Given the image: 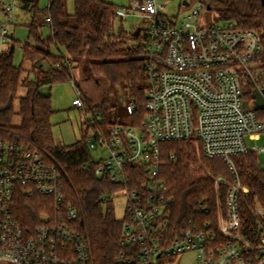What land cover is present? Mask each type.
Wrapping results in <instances>:
<instances>
[{
	"label": "built area",
	"instance_id": "1",
	"mask_svg": "<svg viewBox=\"0 0 264 264\" xmlns=\"http://www.w3.org/2000/svg\"><path fill=\"white\" fill-rule=\"evenodd\" d=\"M22 0H4L6 16L0 21V52L11 40L12 19L20 14ZM196 2L193 7L192 2ZM183 15L165 12L160 0H131L148 22L144 41L146 73L145 112L139 123L132 117L114 123L107 132L92 130L86 139L90 149L105 155L96 174L126 191V218L121 244L125 248L117 264H161L179 255L196 252L200 264H264V205H253L262 221L257 243L240 233L239 202L249 193L239 176L234 156L264 147L252 144L264 135V117L258 114L254 91L264 89V39L256 29L234 20L200 24L206 10L202 0H189ZM50 0L47 6L49 12ZM118 7L116 15H129ZM47 23L51 24L48 13ZM13 44L9 48H12ZM73 104L82 109L84 97L76 88ZM254 100V101H253ZM247 102V105H245ZM135 114L134 100L126 106ZM101 120L100 115L97 116ZM193 140L200 153L221 158L232 180L216 177L218 228L211 222L173 232L170 204L173 200L162 177V167L176 153L163 157L162 144ZM227 186L226 208L220 186ZM20 193L50 199L40 223L27 229L16 212ZM114 194L103 195L106 203ZM200 210L209 211L203 205ZM80 210L67 202L59 169L27 145L0 135V262L12 264H92L91 245L81 230Z\"/></svg>",
	"mask_w": 264,
	"mask_h": 264
},
{
	"label": "trees",
	"instance_id": "2",
	"mask_svg": "<svg viewBox=\"0 0 264 264\" xmlns=\"http://www.w3.org/2000/svg\"><path fill=\"white\" fill-rule=\"evenodd\" d=\"M40 1L22 0L20 4V9L32 15L29 38L34 43L23 45L24 61L31 63V69L23 64H15L14 50L11 48L0 52V135L37 150L48 163L59 169L67 202L80 210L81 230L91 245L92 264H117L118 255L125 250L120 241L123 221L117 219L112 199L105 203L103 195L114 192L118 185L96 174L98 162L92 160L86 143L90 131L100 129L105 133L112 124L118 123L110 114L114 103L110 96L95 103L84 95L82 110L91 112L93 119L84 123L81 141L61 145L56 142L52 131L51 96L40 93L39 86L72 80L75 65L87 58L91 71L104 75L108 80L111 93L121 86L130 94L137 104L135 114L130 117L139 123L147 101L144 43L136 46L129 42V39L138 38L140 32L129 36L123 29L119 34L114 31L119 6L113 2L75 0V11L70 14L67 0H50L49 12L47 8L41 9ZM202 2L206 9L216 10L221 19L234 20L243 28L257 29L264 39V7L261 0ZM48 13L51 16L50 25L46 20ZM41 14L44 21L40 18ZM45 23L50 28V35L46 38L41 33L42 24ZM52 45L62 49V55L53 54L50 49ZM43 63H48L49 68L44 69ZM38 69H42L40 76L37 80H31L29 72ZM258 114L264 117V109H258ZM17 115L21 117L20 124L14 123ZM98 115L101 120L97 119ZM162 149L165 160L171 152L177 156L167 159L162 167L168 194L173 198L169 216L172 233L194 222L199 225L211 222L212 228L217 231L218 195L215 181L191 166L202 160L215 177L223 175L232 180L226 163L218 157L204 156L199 159L200 150L193 140L166 142L162 144ZM234 162L241 182L250 189L249 193H243L240 197V233L257 243L262 221L255 215L253 205L256 202L264 205V167L258 154L253 151L234 156ZM220 197L225 209L227 188L224 185L220 188ZM104 204H107L106 208ZM200 204L209 211L200 210ZM16 206L18 218L30 230L40 223L42 212L52 210L50 199L40 195L30 197L24 193L18 195ZM161 264H164V260Z\"/></svg>",
	"mask_w": 264,
	"mask_h": 264
},
{
	"label": "rangeland",
	"instance_id": "3",
	"mask_svg": "<svg viewBox=\"0 0 264 264\" xmlns=\"http://www.w3.org/2000/svg\"><path fill=\"white\" fill-rule=\"evenodd\" d=\"M4 0H0L1 2ZM117 4L119 7H128L129 15L122 18L116 16L114 21V31L119 34L121 29L127 35H133V33L140 28V33L138 38L135 40L129 39L132 45H138L144 43L146 32L148 29V22L142 17L140 11L130 9L131 0H107ZM162 4L165 5V12L171 15H183L189 7L182 6L181 0H160ZM49 4V0H41L40 7L45 10ZM193 7L197 4L192 2ZM67 8L70 14L75 11V0H67ZM41 20L44 21V15L41 14ZM220 16L218 12L214 9H206L202 13V18L200 19V24H209L212 22H219ZM6 16L0 7V21H5ZM72 23L75 22V18L71 17ZM12 22L14 28L11 35V40L4 44L5 49H9L11 44H13L14 50V62L16 65L23 64L26 68L31 69V63L24 61V49L23 45L27 42L34 43V40L30 37V24L32 22V15L25 9H21V13L17 14ZM257 30V29H256ZM41 33L46 38L50 35V28L48 24H42ZM51 51L55 55H62V49L58 48L56 45L51 46ZM48 63H43V68H49ZM42 71V69H41ZM40 69L37 71L29 72V78L31 80H37ZM74 78L66 82L57 83H44L39 86L40 93L44 95H50L52 101L53 114L51 115L50 121L52 124V131L55 140L61 145H70L75 142L81 141L83 132L82 127L84 123L88 120L93 119V114L86 113L82 109L76 107L73 104L74 98L77 96L76 88L82 92L85 98H91L95 103H100L105 97L110 96L112 102L114 103L113 108H111L110 114L114 120H118L119 123L128 122L131 118L127 113L126 106L133 100L129 93H127L121 86H117L114 92H110V83L102 74L93 73L89 67L88 59L84 58L74 67ZM24 92V89L21 91ZM147 97V96H146ZM254 101V100H253ZM133 120V119H132ZM21 117L16 116L14 119L15 124H20ZM92 132V131H90ZM195 143V142H194ZM254 144L264 147V140L254 142ZM197 146V144L195 143ZM93 159L99 160L105 155V151L101 148L90 149ZM260 164L264 167V152L259 153ZM204 157L198 152V158ZM193 170H198L202 175L212 177L215 179L218 176H214L211 169L206 166V164L200 160L197 164L191 166ZM220 176V175H219ZM101 177V176H100ZM228 180H231L227 178ZM215 181V180H214ZM222 186V185H221ZM220 186V188H221ZM216 187V182H215ZM227 188V186H225ZM217 191V189H216ZM114 194L112 199L113 207L115 210V215L117 219L123 221L126 218L127 211V196L126 191L117 189L109 193V196ZM218 195V193H217ZM221 198V197H220ZM218 199V198H217ZM107 204H104L106 208ZM0 264H12V263H1ZM166 264H200L196 252H188L177 256L172 261H166Z\"/></svg>",
	"mask_w": 264,
	"mask_h": 264
},
{
	"label": "water",
	"instance_id": "4",
	"mask_svg": "<svg viewBox=\"0 0 264 264\" xmlns=\"http://www.w3.org/2000/svg\"><path fill=\"white\" fill-rule=\"evenodd\" d=\"M263 7H264V0H261ZM190 2L189 0H182V6L187 7L189 6ZM140 28H138L135 33H138ZM13 50V46L11 48ZM253 97L255 98V105L257 109H264V89L262 92L260 91H254ZM245 105H247V102H245Z\"/></svg>",
	"mask_w": 264,
	"mask_h": 264
},
{
	"label": "crops",
	"instance_id": "5",
	"mask_svg": "<svg viewBox=\"0 0 264 264\" xmlns=\"http://www.w3.org/2000/svg\"><path fill=\"white\" fill-rule=\"evenodd\" d=\"M20 13H21V11H20ZM262 140H264V135H262L261 138H260L259 140H257V141H262ZM257 141H252V140H251L250 142H251L252 144H254V142H257Z\"/></svg>",
	"mask_w": 264,
	"mask_h": 264
}]
</instances>
